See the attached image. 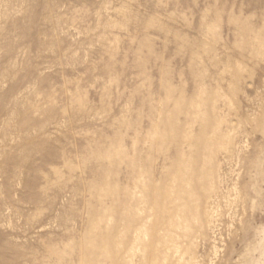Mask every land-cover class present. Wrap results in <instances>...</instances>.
I'll list each match as a JSON object with an SVG mask.
<instances>
[{
    "label": "rangeland",
    "instance_id": "1",
    "mask_svg": "<svg viewBox=\"0 0 264 264\" xmlns=\"http://www.w3.org/2000/svg\"><path fill=\"white\" fill-rule=\"evenodd\" d=\"M0 264H264V0H0Z\"/></svg>",
    "mask_w": 264,
    "mask_h": 264
}]
</instances>
